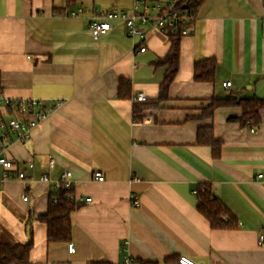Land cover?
I'll list each match as a JSON object with an SVG mask.
<instances>
[{
	"label": "crops",
	"instance_id": "obj_1",
	"mask_svg": "<svg viewBox=\"0 0 264 264\" xmlns=\"http://www.w3.org/2000/svg\"><path fill=\"white\" fill-rule=\"evenodd\" d=\"M78 1L0 0V93L61 102L29 140L9 145L27 180L0 184V243L28 240L30 213L46 212L52 184L70 170L75 194L92 198L71 214L76 251L48 244L46 224L34 220L31 264H180L181 255L199 264H264V107L257 126L231 120L242 114L239 105L202 116L214 97L264 98V0H192L191 33L181 38L164 100L167 66L157 60L169 52V36L138 22L148 32L142 42L117 19L95 39L93 17L111 8L132 13L133 0ZM147 1L165 7L171 0ZM79 8L84 12L71 15ZM207 58L217 61L214 78L196 81L195 64ZM120 80L127 96L118 93ZM138 92L148 99L136 119ZM207 126L222 144L218 158L197 144L198 129ZM97 171L103 181L94 179ZM203 183L237 228L214 229L199 212Z\"/></svg>",
	"mask_w": 264,
	"mask_h": 264
},
{
	"label": "built area",
	"instance_id": "obj_2",
	"mask_svg": "<svg viewBox=\"0 0 264 264\" xmlns=\"http://www.w3.org/2000/svg\"><path fill=\"white\" fill-rule=\"evenodd\" d=\"M187 0H171L163 7L160 3L149 4L147 0H133L132 13L118 8H111L106 12L99 13L93 17L90 23L92 36L97 39L106 34L113 27L112 22L120 19L125 24L126 34L128 36H138L142 42L147 38L148 32L142 25L149 23L153 29L170 35L180 34L186 36L191 33L194 21V11L187 6ZM84 10L79 8L72 11L71 15L75 16ZM146 47L141 46L140 51H145ZM231 81L223 82L225 88L231 86ZM137 102L147 101L144 92H138L134 97ZM61 105L60 101L44 103L38 98H11L0 93V184L8 181L19 180L26 181V169L19 165V162L9 156V145L16 142H25L31 138L32 130L37 127L54 109ZM4 110V112H2ZM51 167L56 165L55 158L49 161ZM29 169L34 167L33 162L27 164ZM72 171H64L58 180L52 185L53 189H67V197L74 201L75 204L81 205L91 202V197L76 195L72 184ZM94 179L103 181L102 172L94 173ZM41 180L50 182L51 178L48 173L41 175ZM28 200V196L23 198ZM132 206H139L140 201L134 194L130 195ZM264 243V231L259 235V244ZM68 251H76L73 242L68 243ZM180 264H199L188 256L181 255L178 258ZM129 262L126 257L125 263Z\"/></svg>",
	"mask_w": 264,
	"mask_h": 264
},
{
	"label": "trees",
	"instance_id": "obj_3",
	"mask_svg": "<svg viewBox=\"0 0 264 264\" xmlns=\"http://www.w3.org/2000/svg\"><path fill=\"white\" fill-rule=\"evenodd\" d=\"M187 6L194 11L198 4L192 0H187ZM180 34L170 35L171 47L167 55L159 60L157 64L166 65L164 81L161 85L159 100L168 97V88L179 68L180 57ZM217 61L215 58L200 60L195 64L194 79L196 81H212L215 75ZM126 89V88H125ZM124 89V81L120 80L118 93L120 96H127L128 91ZM1 91V82H0ZM143 103V104H140ZM146 106L145 102H135L133 112L136 119ZM239 105L242 108V114L231 118L237 121L241 126H257L261 122V109L264 107V98H246L236 99L234 96L228 98H212L210 104L204 109L202 116H211L215 109L223 106ZM197 144L209 145L212 147L214 158L221 154L222 144L217 140L213 133L212 126L200 127L197 132ZM67 189L52 190L49 193L47 210L45 213L34 216L30 213L27 219L28 240L23 243L2 244L0 243V264H31L30 252L33 248L34 237L32 223L39 220L47 226V242L51 243H69L72 240V220L71 214L80 205L74 203L67 197ZM198 204L197 208L210 222L214 229H235L238 227V220L228 210V208L217 198L213 188L208 183L198 186L197 190ZM139 264H158L157 261L138 260ZM88 264H113L104 261H93Z\"/></svg>",
	"mask_w": 264,
	"mask_h": 264
},
{
	"label": "rangeland",
	"instance_id": "obj_4",
	"mask_svg": "<svg viewBox=\"0 0 264 264\" xmlns=\"http://www.w3.org/2000/svg\"><path fill=\"white\" fill-rule=\"evenodd\" d=\"M77 2H80V1L77 0ZM80 3H82V2H80Z\"/></svg>",
	"mask_w": 264,
	"mask_h": 264
}]
</instances>
